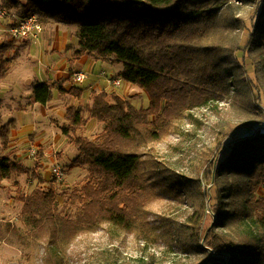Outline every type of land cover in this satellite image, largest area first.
Segmentation results:
<instances>
[{"label":"trees","instance_id":"1","mask_svg":"<svg viewBox=\"0 0 264 264\" xmlns=\"http://www.w3.org/2000/svg\"><path fill=\"white\" fill-rule=\"evenodd\" d=\"M0 9L78 25L73 61L115 57L124 65L121 78L149 97L148 106L138 107L116 91L91 89L87 103L66 107L60 125L65 136L90 118L104 124L95 138H72L78 154L69 169L86 171L63 192L74 213L58 210L54 187L26 194L15 182L22 213L44 239L51 264H67L63 245L102 226L136 231L165 189L190 200L188 223L176 227L178 236L190 231L193 245L184 250H200L208 264H264V197L257 196L264 189V0H3ZM10 70L11 60H2L0 80ZM82 88L59 92L80 97ZM31 97L47 105L54 92L40 82ZM200 107L210 108L221 126L208 174L215 221L202 246L198 234L210 194L142 151ZM0 126L1 146L8 150L15 125L0 119ZM25 174L46 182L22 161L0 155V180Z\"/></svg>","mask_w":264,"mask_h":264},{"label":"rangeland","instance_id":"2","mask_svg":"<svg viewBox=\"0 0 264 264\" xmlns=\"http://www.w3.org/2000/svg\"><path fill=\"white\" fill-rule=\"evenodd\" d=\"M2 2L3 0H0V6ZM251 7L247 6V9ZM19 19L21 18L15 11L0 9V62L5 59L11 60V71L5 80L0 82V97H6L9 91H13L7 95L6 99L8 100L9 96L14 97L13 104L20 103L22 108L29 110L20 115L15 113L7 116L6 121L0 117L4 124L13 122L15 125L13 131H19V133L12 131L8 150L2 148L0 138V155L7 154L11 158L22 161L31 169L37 170L46 182L44 184H38L37 181L31 182L26 174L0 180V264H51L44 239L37 237L33 225L27 222L26 216L22 213L23 204L15 197L17 194L15 182L20 183L26 194H30L37 187L43 189L54 187L59 194L58 210L62 213H74L75 208L66 207V197L63 192L73 190L86 171L85 168L69 169V165L78 154L72 138L76 134L95 138L102 131L104 124L90 118L82 130L70 137L65 136L60 128L63 123L64 109L71 102L80 100L86 103L89 97L88 91L84 97H81V94L79 98L74 96L67 101L68 94L59 92L61 87L66 89L72 87L69 62L66 61L64 68L68 72L62 79H57L59 71L48 69L50 66L63 64V57L67 51L60 48L65 43L64 39L71 44L77 43L78 25L48 20L44 22L43 32L45 31L46 36L42 37V32L39 37L25 41L13 38L8 31ZM20 50L25 51L22 56ZM117 65L122 66L119 62L90 58L80 68L87 76L82 87L104 88L108 83V87L104 90L116 89L125 97L124 93L130 88L128 82L120 76H117L122 81L120 86H115L108 81L114 78L121 68ZM248 69L252 76V69ZM103 72L106 74L104 75ZM38 80L51 83L54 88V99L58 96L63 98L62 106L60 108L56 106L54 112H50L47 106L44 107L47 112L43 111L42 106L34 109L29 106L32 105V98L27 85ZM128 97L138 107H146L149 104L148 95L138 86L130 89ZM262 102L264 104V100ZM224 104L225 102H221L219 106L222 107ZM0 106H5L3 101ZM218 121L220 119L216 118L210 108L194 109L177 120L160 140L151 144L154 151L151 147L142 149L173 169L180 180H195L196 184L200 183L203 193L210 194L205 217L199 228L198 238L201 246L205 245L207 232L212 229L215 221V213L212 210L214 186L208 174L212 171L210 164L217 158L215 147L217 133L221 130ZM34 124L36 128H32ZM32 150L36 153L33 154ZM37 163L41 165V168L36 166ZM56 164L64 167L66 172V177L61 181L56 180L52 172ZM35 166L37 169L34 168ZM165 191L147 207L146 217L136 231L127 232L106 225L96 231L85 233L78 239L69 240L63 245L66 263L104 264L106 261L104 259H107L112 264H208L204 255L198 252L200 250L189 252L183 249L184 244L189 247L193 245V242L187 239L190 231L186 229L180 232V236L176 232L177 225L188 223L190 200L182 191L178 195L168 189ZM257 196L264 197V189H260ZM180 239L183 241L181 242ZM102 251L104 255L101 254Z\"/></svg>","mask_w":264,"mask_h":264},{"label":"crops","instance_id":"3","mask_svg":"<svg viewBox=\"0 0 264 264\" xmlns=\"http://www.w3.org/2000/svg\"><path fill=\"white\" fill-rule=\"evenodd\" d=\"M50 20H53V19H50ZM54 21V20H53ZM55 22H57V21H55ZM43 24H45V23H43ZM45 28V27H44ZM78 31V30H77ZM77 31H76V34H77ZM43 36H46L45 35V31L43 32V34H42V37ZM12 40H14V39H12ZM19 40H25V41H29L30 39H19ZM65 40V43L63 44V46L60 48L61 50L62 49H65L64 51H67V53H66V55L63 57V64H61V66H58V65H55V66H50V67H48V69L50 68V70H57V71H59L58 72V77H57V79L59 80V79H62V78H64V74H66V72H68V70H65V65H66V61L67 62H69V65H70V74H71V72H72V70H81L80 68L82 67V65H84V63H86L90 58L92 59V60H97V59H100V58H97V57H95V56H91V55H85V56H83V57H81L79 60H76V61H73V59H74V57H73V50H74V48L73 47H76L77 45H78V41H77V43H75V44H71L70 42L68 43L67 42V40L66 39H64ZM23 48H25V47H23ZM26 49V48H25ZM24 49V50H25ZM25 51H21L20 50V55L22 56V54L24 53ZM21 56H20V58H19V61L21 60ZM103 60H105V61H110V62H119L122 66H120V65H117V67L118 68H120L119 69V71L118 72H116V76H114V78L115 77H117V76H120L121 77V72H122V70H123V67H124V65H123V63H121L120 61H118L115 57H106V58H102ZM18 61V62H19ZM60 69H63L62 71H64L63 72V74L61 75V73H62V71L60 70ZM11 71V70H10ZM104 75L106 74V73H103ZM113 78V77H112ZM2 80H5V78L4 79H2ZM2 80L0 81V82H2ZM40 82H43V83H47L49 86H50V88L52 89V90H54V88L52 87V85H51V83L49 82V81H42V80H38V81H36L35 83H33V82H31V84H29V85H27L28 87H29V95H31V93H32V90H33V87L37 84V83H40ZM81 86H83V85H81ZM105 86L106 87H104V88H97L96 86H91L90 88H85V87H83L82 89L83 90H85V91H83V93H82V96L81 97H84L86 94H87V92L88 91H90L91 89H99V91H103L105 88H107L108 87V83H106L105 84ZM136 85H133V84H130V83H128V87H130V88H128L127 89V91L124 93L125 94V97H127L130 101H132V99L130 98V97H128V93H129V91H130V89H134V87H135ZM24 88V87H23ZM61 88H65V87H61ZM108 91V90H107ZM111 91H116L117 92V90L116 89H111ZM11 92H13V91H9L7 94H6V97H7V95H9ZM54 92V91H53ZM121 95V94H120ZM88 96H89V93H88ZM6 97H0V103H1V101H3L4 102V105L5 106H3V107H1L0 108V117H1V119H4L5 121H6V118H7V116H10V115H13V114H15V113H17V115H20L22 112H24V111H26V110H29V109H27V108H22L21 107V105H20V103L19 104H17L16 105V103H14L13 104V98L14 97H11V96H9V98H8V100L6 99ZM32 98V97H31ZM79 98V97H78ZM54 101L50 104H47V105H42V104H39V103H37V102H35L33 99H32V105H29L30 107H33V109L34 108H36V107H38V106H42V108H43V111H45V112H47V110L44 108L45 106H47V109L50 111V112H54L55 110H56V106H58L59 108L62 106V104H63V102H64V100H63V98L62 97H60V96H58V97H56V99H53ZM68 100H70V97H68L67 98V101ZM58 101V102H57ZM89 101V100H88ZM87 101V102H88ZM86 102V103H87ZM17 103H18V101H17ZM73 103V102H72ZM74 104H85V103H82L80 100L79 101H77V102H75ZM65 105V104H64ZM18 106V107H17ZM20 106V107H19ZM58 108V109H59ZM32 109V108H31ZM65 114H66V108L64 109V111H63V114H62V121L64 122V116H65ZM52 115H50V117H51ZM3 117H5V118H3ZM12 119H15L16 120V118H12ZM12 119H10V120H12ZM4 121V122H5ZM32 128H36V126H35V124L34 125H32ZM13 133H19V131L18 130H14L13 131Z\"/></svg>","mask_w":264,"mask_h":264},{"label":"built area","instance_id":"4","mask_svg":"<svg viewBox=\"0 0 264 264\" xmlns=\"http://www.w3.org/2000/svg\"><path fill=\"white\" fill-rule=\"evenodd\" d=\"M5 14V11H4ZM44 30V24L40 20L37 14H30L14 23L8 31L15 39H32L37 38ZM105 73V72H103ZM86 73L82 70H75L71 73L70 82L73 86L84 85L86 80ZM115 86L121 85V79L115 77L108 80ZM33 154L36 153L35 150H32ZM53 175L56 180L61 181L66 177L65 170L60 165L56 164L52 168Z\"/></svg>","mask_w":264,"mask_h":264}]
</instances>
